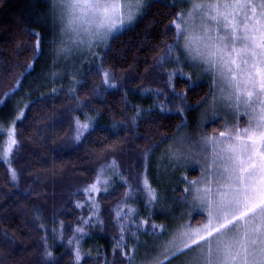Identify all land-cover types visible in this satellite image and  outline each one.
<instances>
[{"label": "snow or ice", "instance_id": "snow-or-ice-1", "mask_svg": "<svg viewBox=\"0 0 264 264\" xmlns=\"http://www.w3.org/2000/svg\"><path fill=\"white\" fill-rule=\"evenodd\" d=\"M159 2L48 0L45 13L36 20L41 30L26 33L34 40L31 59L0 104L13 93L19 94L22 80L41 58L49 59L45 81L59 83L61 88L58 91L53 87L50 96L67 94L76 102L71 113L80 110L85 117L82 122L79 114L72 115L68 141L75 145L90 143L89 137L95 133L94 118L83 112L89 105L80 96L88 80L77 78L78 74L99 76L102 87L115 89L114 74L104 68L111 43L118 33L146 19ZM162 6L168 23L163 40L153 48L158 53L153 69L164 72L171 66L165 83L172 90V99L179 101L176 112L180 122L171 136L158 130L144 138L135 184L114 158L110 162L105 158L95 178L78 189L88 199L78 200L75 207L87 205L88 211L80 213L76 224L70 226L65 251L72 264H264V0H170ZM97 61L99 67H94ZM196 72L210 84L195 104H189ZM177 74L185 82L183 93L176 92ZM66 79L70 84L65 93ZM99 94L100 88L94 87L93 97ZM27 99V103L18 105L8 130L13 146L18 143L15 121L21 126L29 123L31 108L36 106L30 94ZM38 102L43 103V98ZM160 111H165L163 105ZM141 112L135 111L131 127H138ZM192 113L198 116L189 132ZM42 131L37 129V133ZM116 134L119 136L118 131ZM101 151L115 153L123 148L109 143ZM158 152L159 159L167 162L164 175L172 173L168 186H164L159 172L155 183L149 179L151 160ZM52 165L54 169L55 157ZM194 166H199V176L190 179L186 172ZM8 172L17 182V171L9 168ZM104 175L111 179L101 182ZM117 178L127 190L123 199L108 210L105 220L100 202L93 196L103 192V198L108 199L115 195L110 188ZM51 222L52 239L63 241L65 221L53 217ZM97 226L101 230L111 226L118 233L111 262L107 253L98 254L93 262L91 250L83 252L81 242ZM34 227L43 230L41 255L45 264H63L49 247L47 222L38 209L32 222H25V228ZM0 248L7 252L0 264L30 251L24 246L17 252L16 235H9L7 229L0 234Z\"/></svg>", "mask_w": 264, "mask_h": 264}, {"label": "trees", "instance_id": "trees-1", "mask_svg": "<svg viewBox=\"0 0 264 264\" xmlns=\"http://www.w3.org/2000/svg\"><path fill=\"white\" fill-rule=\"evenodd\" d=\"M47 2L48 0H0V99H4L5 93L11 92L19 74L31 59L30 49L34 40L26 33L41 30L36 20L45 13ZM169 2L170 0H160L147 14L146 19L118 33L111 43V51L104 60V68L114 74L113 82L117 84L115 89L102 87L99 76L88 78L84 72L78 76L88 80L87 86L80 92L84 103L89 105L83 112H87L90 117L99 113L97 122L94 123L95 133L89 137L90 143L75 145L68 141L72 115L79 114L82 122L85 117L80 110L71 113V110L76 108L72 97L67 94L50 96L53 87L61 90L59 83L53 85L40 82L49 59L41 58L34 70L27 75V79L22 80L19 94L6 101L5 105L0 104V113L11 109L10 117L0 122V127H4L10 124L17 112V106L28 102L29 94L31 101L36 103V106L31 108L29 123L21 126L19 121H15L18 143L11 154V164L0 159V234L5 229L9 235L15 233L17 252L24 246L30 250L16 255L12 260H5V264H45L41 255L43 230L35 227L25 228V222H32L37 209L47 222L48 244L54 256L62 260L63 264H72V258L65 251L67 238L71 235L70 226L76 224L80 213H87L86 208L75 207L78 200L82 202L83 197V193L78 189H82L95 178V171L105 163L106 157L109 162L114 158L117 163H125L128 157L141 156L144 138H150L158 130L168 136L176 131L175 126L180 122L177 112H161L156 106V99L153 102L150 97L152 91L157 88L153 78L158 73L153 69L158 55L153 52V48L163 40L162 33L168 20L166 9L162 5ZM17 45L20 46L19 49ZM99 64L97 61L94 67H99ZM209 84L206 81L196 85L195 91L189 92V104H195L196 100L208 91ZM68 86L64 83L65 93ZM94 87L100 88V94L95 97L92 95ZM175 87L178 93H183L184 79L177 78ZM148 91L150 95H147ZM142 94L145 101L140 100ZM41 97L43 103L38 102ZM137 109L142 110L141 118L138 127L133 128L131 118ZM63 121L67 122L62 123ZM121 124L126 127H120ZM206 128L211 132L209 125ZM37 129L44 131L37 133ZM109 143L122 146L123 151H101ZM1 144L2 135L0 147ZM53 157L56 159L54 169ZM9 166L17 171V182L11 180ZM125 187L120 186V181L115 179L110 191L116 194L108 199H104V194H100L103 219L107 220L108 210L123 198ZM53 217H56L57 221H65L66 235L63 241L52 239ZM55 226L59 231L58 223ZM116 235V229L111 226L104 230L97 226L85 237L83 252L91 250L93 262L98 254L102 256L105 253L111 261ZM6 255V250L0 248V258Z\"/></svg>", "mask_w": 264, "mask_h": 264}, {"label": "rangeland", "instance_id": "rangeland-1", "mask_svg": "<svg viewBox=\"0 0 264 264\" xmlns=\"http://www.w3.org/2000/svg\"><path fill=\"white\" fill-rule=\"evenodd\" d=\"M49 63H50V60H49ZM87 66L88 65L85 64L84 67L86 68ZM68 70L71 71V69H68ZM171 70H172V68H171V66H169L164 72L158 71L157 76L153 78V81L156 82L157 88L154 91H152L153 94H151V95L149 94L150 91H148L147 95H150L153 102L156 99L157 108H160V106L163 105L165 110L171 111V112L172 111L176 112V105L179 103V101L172 99V90L165 83V78L167 76V72L171 71ZM48 73H49V68H48V66H46L44 68V72L40 78V82H42V84L44 82H46L45 76H47ZM79 75H80V73L78 74V76ZM177 78H181L179 76V74H177L176 79ZM195 79H196V85H198L199 83H202V82H206V81L210 83V81L206 78H203L199 72H196ZM64 83L69 85L70 81L66 79V80H64ZM174 83H175V81H174ZM47 84H50V83H47ZM14 95H15V93H13L12 97H10L9 99H12L14 97ZM166 97H167V99H166ZM9 99H7L6 101H8ZM140 100L145 101V99L143 98V94H142V96L140 95ZM3 105H5V104H3ZM17 109H18V106H17ZM10 111H11V109L8 108L7 111H3L2 113H0V122H4V121H6V119L8 117H10V115H11V114L9 115ZM15 114H14V116H13V118L10 121V124L8 126L0 127V134L2 135V144L0 147V159L5 161V162L10 160L11 154L13 153V150L16 147V145L13 146L9 143V137H8V130L12 127V125L14 123ZM196 116H198V113H192V116L190 117V119H192V126L188 129L189 132H191L192 128H194ZM91 117L94 118V123L97 122V116L91 115ZM0 126H2L1 123H0ZM206 126L207 125H205V127ZM1 135H0V139H1ZM139 157H136V156L128 157L127 160L125 161V163H123V162L121 164L118 163V165L121 166V168H120L121 171H123L126 175L130 173L129 180L132 184L136 183V177L139 174ZM159 157H160V153L158 152L157 154H155L153 156V158L151 160V164H150V168H149V179H151L153 181V183H155L157 180V173L159 172L163 178L164 186H168V181L172 177V173H171V171H168L167 175L166 176L164 175L167 162L160 160ZM9 168H13V167L9 166ZM186 174L189 175L190 179H196L199 176V166H194V167L188 169ZM178 175L179 174H177V177H178ZM107 179H111V177L109 175L101 176V182H103L104 180H107ZM117 180L120 181L118 178H117ZM125 188L127 190V186ZM100 194H103V192H101L99 194H94L93 198L98 199L100 202L101 201ZM82 195H83L82 202L88 199L84 194H82ZM123 196H124V194H123ZM100 206H102L101 202H100ZM84 208H86L85 210L88 211L87 205H85ZM88 239H87V241H88ZM141 239H143V237ZM84 242H85V239L81 242L82 248L85 245ZM118 259L119 258H117V260Z\"/></svg>", "mask_w": 264, "mask_h": 264}]
</instances>
